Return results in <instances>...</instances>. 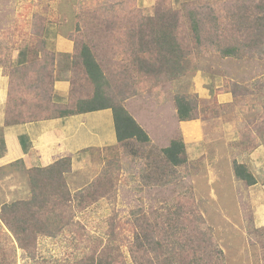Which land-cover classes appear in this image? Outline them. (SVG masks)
<instances>
[{
  "label": "rangeland",
  "instance_id": "374dc122",
  "mask_svg": "<svg viewBox=\"0 0 264 264\" xmlns=\"http://www.w3.org/2000/svg\"><path fill=\"white\" fill-rule=\"evenodd\" d=\"M157 2L172 12L178 34L188 45L185 69L176 78L139 70L136 59L147 56L131 47L128 39L132 27L157 13ZM190 11L202 20L201 42L192 31V22L182 17ZM261 16L264 0H0L1 63L11 61L13 40L22 48L24 36L43 21L47 46H55L57 53V72L69 73V50L61 42L68 43L72 32L74 40L91 38L89 43L95 45V53L114 76V85L134 88L137 79L144 81L126 107L149 133L152 146L165 147L172 138L180 137L190 162L166 181L156 183L144 178V160L121 150L91 147L71 154V169L63 179L71 193L107 175L112 181L107 194L77 212L74 224L67 225V219L59 223L66 226L52 233L55 235L37 236L29 250L21 248L0 221V264H85L109 242L123 253L114 264H136L128 249L137 219L145 214L153 222V215L164 213L171 203H179L189 219L192 211L201 213L204 228L221 252V264H264V220L259 214L264 211V50L260 49L264 38H258L252 28ZM77 18L93 21L94 32L86 37L77 33ZM252 42L258 45L239 55L224 56L223 50L229 46L239 48ZM176 97L197 99V119L178 121ZM74 128L77 137L81 129ZM85 137L89 146L100 143L96 136L90 140L88 132H83ZM9 160L11 164L0 171V209L5 203L32 197L29 161L17 160L12 154ZM235 162L247 164L259 182L247 186L238 180L233 173ZM157 222H161L159 217Z\"/></svg>",
  "mask_w": 264,
  "mask_h": 264
},
{
  "label": "trees",
  "instance_id": "16d2710c",
  "mask_svg": "<svg viewBox=\"0 0 264 264\" xmlns=\"http://www.w3.org/2000/svg\"><path fill=\"white\" fill-rule=\"evenodd\" d=\"M188 6L186 4L183 7L187 10ZM156 8L157 13L153 17L131 28L128 39L132 40L131 47L147 56L145 60L140 57L136 59L139 70L176 78L185 69L188 45L178 34V21L170 16L172 12L165 11L160 2H157ZM186 13L182 17L192 22V31L201 42L202 20L191 11ZM93 23L90 19L85 22V19L82 21L77 18L75 31L84 37L91 35L95 30ZM82 24L84 26L80 28ZM254 25L252 28L256 30L257 37L264 38V16L255 19ZM35 29L32 34L24 36V48H20L17 41L13 43L12 49H23V63L13 66L10 58L9 63L0 62V65H5L9 76L6 125L66 118L109 109L112 111L117 144L107 147V152L121 150L128 156L144 160L147 168L145 179L150 181L153 178L157 180L156 183H162L174 176L178 169L189 165L187 147L182 138H172L165 147L152 146L154 143L151 136L126 107L127 100L136 95L144 81L137 79L134 88L133 85L127 88L121 84L114 85V76L95 53V45L89 43L91 38L88 41L74 40L73 32L67 36L74 43L73 52L68 55L70 90L65 103L56 102L54 84L58 79H63L65 72H57L56 53L46 47V22L43 21ZM257 45L252 42L243 43L239 48L229 46L223 53L226 57L235 56L243 49L250 50ZM261 45L260 49L264 50V43ZM144 73L140 74L144 76ZM23 88L25 93L21 94ZM174 102L179 122L197 119V99L176 97ZM71 163V156H66L45 167L32 168L29 170L32 197L2 205L0 221L24 250L30 249L31 242L37 236L51 237L55 235L53 232H60L66 225L59 223L68 219L67 225L74 224L76 213L85 211L104 198L112 185L109 177L104 175L93 185L72 194L63 180L64 174L70 172ZM233 173L247 186L257 184L256 176L245 163L235 162ZM170 205L165 207L164 213L153 215V222H149L145 214L137 219V229L133 231L134 236L128 249L132 261L136 264H221L223 259L218 256L221 252L212 241L209 230L204 228L201 213L192 211V219H189L179 203ZM158 217L160 223L157 222ZM261 231L264 232V227ZM116 257L123 258L121 247L109 242L98 255L89 256L85 264H114Z\"/></svg>",
  "mask_w": 264,
  "mask_h": 264
},
{
  "label": "crops",
  "instance_id": "0c3cea01",
  "mask_svg": "<svg viewBox=\"0 0 264 264\" xmlns=\"http://www.w3.org/2000/svg\"><path fill=\"white\" fill-rule=\"evenodd\" d=\"M47 41L46 38V47L48 48ZM67 41L68 43L66 44L61 42V45L69 50L66 53L68 56L73 52L74 44L68 39ZM13 42L15 41L13 40ZM1 45H3L2 40H0ZM22 50L14 49L12 51V55L13 53H17L15 56L16 59H12L11 55L10 62L13 66L25 61L23 60L24 55H22ZM49 50L56 53L55 46ZM0 54H2L1 50ZM6 54L8 56L9 52ZM6 70L5 65H0V171L4 172L11 164V160H9L10 154L17 156V160H28L29 164L27 163L26 167L36 168L42 167V162L49 165L63 157L72 156L83 149L91 147L105 148L117 143L112 111L109 109L66 118L6 125V104L9 90V76L5 72ZM54 90V100L58 103H65L70 90L68 74H64L63 79H58L55 82ZM93 115L99 116L93 118L92 122H89V119L94 117ZM74 126H80L81 129L79 131L81 134L77 136L78 138L75 137L77 130ZM87 126L89 127L88 129ZM83 132L89 133L90 140H93L96 136V140L100 143L94 146L87 145V137L82 138ZM13 149L17 151L13 152ZM47 162L50 163L48 164ZM19 165L23 166L21 163ZM23 168L25 169V166ZM258 182L259 180H257ZM259 214L261 215V219L264 220V211L260 210Z\"/></svg>",
  "mask_w": 264,
  "mask_h": 264
}]
</instances>
